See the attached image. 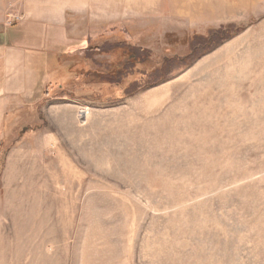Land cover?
I'll return each instance as SVG.
<instances>
[{
	"label": "rangeland",
	"instance_id": "obj_1",
	"mask_svg": "<svg viewBox=\"0 0 264 264\" xmlns=\"http://www.w3.org/2000/svg\"><path fill=\"white\" fill-rule=\"evenodd\" d=\"M77 2L0 0V264H264V0Z\"/></svg>",
	"mask_w": 264,
	"mask_h": 264
},
{
	"label": "crops",
	"instance_id": "obj_2",
	"mask_svg": "<svg viewBox=\"0 0 264 264\" xmlns=\"http://www.w3.org/2000/svg\"><path fill=\"white\" fill-rule=\"evenodd\" d=\"M77 1L78 0H29V13L31 17L36 19L35 21L39 19L43 21L52 20L57 21V24L62 26L67 19V12L77 8L76 5L79 4ZM204 10H206V8H204ZM212 10L213 9L208 6L205 12L211 13Z\"/></svg>",
	"mask_w": 264,
	"mask_h": 264
},
{
	"label": "water",
	"instance_id": "obj_3",
	"mask_svg": "<svg viewBox=\"0 0 264 264\" xmlns=\"http://www.w3.org/2000/svg\"><path fill=\"white\" fill-rule=\"evenodd\" d=\"M1 42H2V37H1V34H0V44H1Z\"/></svg>",
	"mask_w": 264,
	"mask_h": 264
},
{
	"label": "bare ground",
	"instance_id": "obj_4",
	"mask_svg": "<svg viewBox=\"0 0 264 264\" xmlns=\"http://www.w3.org/2000/svg\"><path fill=\"white\" fill-rule=\"evenodd\" d=\"M86 109H87V108H85V110H86ZM85 110L83 111L84 113H86V111H85Z\"/></svg>",
	"mask_w": 264,
	"mask_h": 264
}]
</instances>
